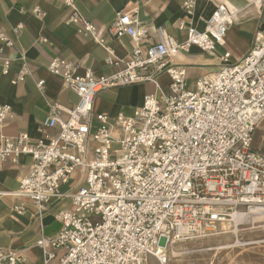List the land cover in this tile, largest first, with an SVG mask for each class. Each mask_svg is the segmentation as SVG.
<instances>
[{
  "label": "built area",
  "instance_id": "2783aa9c",
  "mask_svg": "<svg viewBox=\"0 0 264 264\" xmlns=\"http://www.w3.org/2000/svg\"><path fill=\"white\" fill-rule=\"evenodd\" d=\"M63 2L71 9L67 22L98 44L105 30L135 42L147 35L130 12H116L103 29L82 16L74 0ZM194 3L186 0L185 11L192 13ZM200 21L201 27L179 22L182 41L156 26L155 40L144 50L136 44L123 66L108 75L96 76L91 68L78 74V64L63 58L48 62V72L64 81L77 103L52 105L38 138L27 132L0 137V164H17L22 156L31 160L11 195L30 200L37 216L52 197L70 199L71 206L56 214L60 230L36 241L43 264H150L151 257L165 264L172 242L217 231L231 212L264 208V149L253 144L255 130L264 128V15L252 46L233 63L216 46L224 44L235 13L218 4ZM21 29L14 26V34ZM0 43L2 72L8 73L12 59L4 49L12 42L0 32ZM192 47L220 61L189 89L186 66L173 59ZM24 58L20 53L18 59ZM160 72L169 78L167 91L157 81ZM25 74L21 68L11 82ZM141 82L153 83L160 94H144L131 115L95 110L100 90ZM43 84L36 81L38 88ZM9 113L8 104L0 105V124ZM53 127L56 134L46 132ZM74 172L76 188L62 190ZM13 209L24 211L21 204ZM23 260L0 246V264Z\"/></svg>",
  "mask_w": 264,
  "mask_h": 264
},
{
  "label": "crops",
  "instance_id": "0c3cea01",
  "mask_svg": "<svg viewBox=\"0 0 264 264\" xmlns=\"http://www.w3.org/2000/svg\"><path fill=\"white\" fill-rule=\"evenodd\" d=\"M185 1L74 0L76 10L103 29L118 11L134 14L147 29L146 37L138 42L127 34L111 36L105 30L104 42L98 44L91 36L78 32L75 25L67 22L71 9L63 0H0V32L12 42L4 49V55L12 59L8 73L2 72L0 61V105L10 106L9 116L0 124V137L27 132L32 138H38L41 134L37 128L48 116L52 105L68 108L77 103V95L64 81L48 72L47 64L53 58L75 62L78 74L85 68H91L96 76L108 75L123 66L136 44L144 50L155 40L153 30L156 26H161L168 35L182 41L185 32L178 28L179 22L183 21L186 27L189 22L201 27L200 18L207 17L218 4H225L231 12L237 13L224 44L216 46L218 55L219 52H237L238 60L250 49L262 18L258 3L254 4L253 0H195L192 13H188L184 9ZM35 8L41 13L36 14ZM17 24H21L22 29L14 34L13 27ZM20 53L25 57L23 62L18 59ZM109 57L119 60V63L106 62ZM173 61L186 66L187 86L190 84L192 87L197 78L211 75L219 64L217 58L196 47L176 55ZM21 68L27 74L23 80L13 84L11 81ZM38 79L44 80L41 88L36 86ZM157 81L161 89L167 91V74L158 73ZM146 93L159 96L160 91L151 82L104 88L97 93L94 108L107 112L111 117L118 113L128 116L141 105ZM57 131V127L46 130L50 134ZM30 162L28 156H22L17 164L8 161L0 164V246L23 255L24 260L17 264H43L42 252L36 241L41 235L54 236L62 226L56 217L57 212L71 206L70 199L54 196L43 214L37 216L30 200L10 194L18 188ZM78 177V172H74L62 190L75 189ZM19 204L24 208L21 214L13 209Z\"/></svg>",
  "mask_w": 264,
  "mask_h": 264
},
{
  "label": "rangeland",
  "instance_id": "374dc122",
  "mask_svg": "<svg viewBox=\"0 0 264 264\" xmlns=\"http://www.w3.org/2000/svg\"><path fill=\"white\" fill-rule=\"evenodd\" d=\"M260 10L262 17L264 6ZM238 57L237 52H229L228 60L233 63ZM188 88L193 87L188 84ZM253 144L264 149L262 126L255 130ZM248 216L254 217V212ZM226 219L217 231L204 237L169 244L165 264H264V218H244L236 225L233 222L227 225ZM150 264L160 263L151 257Z\"/></svg>",
  "mask_w": 264,
  "mask_h": 264
},
{
  "label": "bare ground",
  "instance_id": "6f19581e",
  "mask_svg": "<svg viewBox=\"0 0 264 264\" xmlns=\"http://www.w3.org/2000/svg\"><path fill=\"white\" fill-rule=\"evenodd\" d=\"M235 14H237V13H235ZM253 212H254V217L253 216L252 217H250V216L246 217V215L252 214ZM255 214H256L257 217H255ZM244 218L249 219V220H252L254 218L255 219L256 218H260V219L264 218V208H261L258 211H249V212L234 211V212H231L229 218L226 219V221L228 222L227 225L231 224L232 222H233V225H236V222H238V220H244ZM262 220H264V219H262ZM222 224H224V222Z\"/></svg>",
  "mask_w": 264,
  "mask_h": 264
}]
</instances>
